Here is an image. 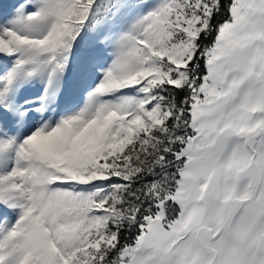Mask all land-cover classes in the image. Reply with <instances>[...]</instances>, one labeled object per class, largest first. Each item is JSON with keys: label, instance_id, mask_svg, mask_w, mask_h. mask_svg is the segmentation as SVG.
<instances>
[{"label": "snow or ice", "instance_id": "snow-or-ice-1", "mask_svg": "<svg viewBox=\"0 0 264 264\" xmlns=\"http://www.w3.org/2000/svg\"><path fill=\"white\" fill-rule=\"evenodd\" d=\"M0 264H264V0H0Z\"/></svg>", "mask_w": 264, "mask_h": 264}]
</instances>
